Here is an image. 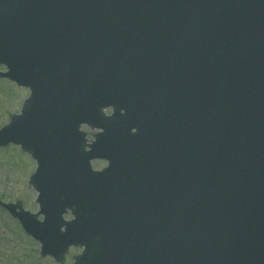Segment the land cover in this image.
Returning <instances> with one entry per match:
<instances>
[{
    "label": "water",
    "instance_id": "obj_1",
    "mask_svg": "<svg viewBox=\"0 0 264 264\" xmlns=\"http://www.w3.org/2000/svg\"><path fill=\"white\" fill-rule=\"evenodd\" d=\"M1 65L32 92L0 146L38 162L46 220L14 215L42 256L264 264V0H0Z\"/></svg>",
    "mask_w": 264,
    "mask_h": 264
},
{
    "label": "rangeland",
    "instance_id": "obj_2",
    "mask_svg": "<svg viewBox=\"0 0 264 264\" xmlns=\"http://www.w3.org/2000/svg\"><path fill=\"white\" fill-rule=\"evenodd\" d=\"M28 95L29 91L0 80V128L9 122L10 115L20 112ZM84 130L90 133L88 128ZM106 166L107 163L100 161L93 164L97 170ZM35 167V161L16 147L0 150V198L25 201L27 209L37 212L36 193L28 187ZM14 220L0 209V264H56L51 258L40 259L39 243L31 240L20 227L13 226ZM80 253L81 250L71 249L64 264H73L72 258Z\"/></svg>",
    "mask_w": 264,
    "mask_h": 264
}]
</instances>
